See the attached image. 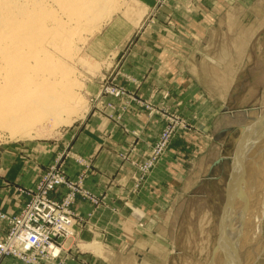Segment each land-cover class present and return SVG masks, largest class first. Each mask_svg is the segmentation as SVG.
I'll list each match as a JSON object with an SVG mask.
<instances>
[{
    "label": "rangeland",
    "instance_id": "1",
    "mask_svg": "<svg viewBox=\"0 0 264 264\" xmlns=\"http://www.w3.org/2000/svg\"><path fill=\"white\" fill-rule=\"evenodd\" d=\"M149 4V0L119 2L110 21L76 49L77 57L66 60L77 75L83 99V104L71 103L76 113L69 124L54 130L47 127L37 137L0 139V175L4 177L0 185L5 183L24 200L21 208H0V241L9 240L15 228L9 223L21 222L24 214L35 217L30 212L34 196L53 171L73 188L58 185L48 198L74 217L70 233L49 235L58 254L35 247L19 251L21 256L0 255V264L6 259L20 264H68L82 251L103 264H264V146H258V136L264 139V0H155L151 8ZM169 9L182 17L178 22L182 25V72L184 83L190 84L183 94H162L158 104L156 92L145 97L127 87L134 81L124 74L123 60L135 23L142 33L158 23L161 12L170 17ZM172 23L170 19L166 25ZM134 112L157 120L160 129L148 143L133 141L122 148L114 179L119 203L112 210L132 216L131 209L160 165L163 172L157 175L165 191L147 188L150 207L136 213L140 222L135 224L133 243L120 240L108 252L97 242L79 246L78 229L95 210L109 206L105 196L97 198L85 188L91 165L70 146L91 116H104L120 125ZM132 135L139 137L137 132ZM69 161L82 168L75 179L68 174ZM34 164L39 166V176L34 187H24L20 176ZM180 178L181 184L174 187ZM71 192L75 196L67 209ZM80 198L93 205L87 217L73 209ZM239 226L245 232L236 252Z\"/></svg>",
    "mask_w": 264,
    "mask_h": 264
},
{
    "label": "crops",
    "instance_id": "2",
    "mask_svg": "<svg viewBox=\"0 0 264 264\" xmlns=\"http://www.w3.org/2000/svg\"><path fill=\"white\" fill-rule=\"evenodd\" d=\"M149 1V8H151L155 0ZM169 11L170 17H168V13L163 14L161 12L158 16V23L149 26L142 33L138 30L139 23H135L130 32L133 39L127 40L129 50H127L123 60L122 70L124 74L134 81L132 84L126 83L127 87L145 97L156 92L155 101L158 104L163 101L162 94H166L168 91L172 96L174 93V96L183 94V89L190 84L188 81L184 83L182 72L183 55L181 48L183 43L179 37L182 25L178 23L182 21V17L178 15L180 12H177L176 9H169ZM170 19L173 23L168 26L166 22ZM195 24L199 29L200 24ZM208 30L210 32V27ZM135 37L137 38L134 39ZM121 58L115 62V67ZM115 67H113V71ZM123 129H127L129 133H125ZM159 129L160 124L157 120L151 121L143 113L137 112L126 116L120 125L97 114L85 122L70 147L76 155L91 165V171L85 180V188L97 198L105 196V203L109 207H100L95 210L93 217L89 219L86 225L78 229L76 242L79 246L97 242L105 247L108 252L118 247L120 240L133 243L137 239L133 234L135 224L140 222L136 213H145L143 209L150 207L148 201L151 190L149 191L147 188L150 186L151 188H158L159 192L165 191L162 187L164 185L163 180L157 175L160 170L163 172L162 165L154 173L151 183L149 182L148 187L135 202L134 210L131 209L133 211L132 216H120L112 210L117 208L119 203L117 199L118 188L114 185V179L119 174L122 148H126L133 141H138L140 144L148 143L155 138ZM134 132L139 134L137 139L132 135ZM67 170L70 177L75 179L81 173L82 168L75 162L69 161ZM39 172L38 164L31 165L27 173L23 174V177L20 176L21 184L27 188L34 187ZM181 181L182 178L179 179V182H175L174 187L179 186ZM0 182H4V177L1 175ZM23 203L22 195L13 193L5 183L0 185V208L12 211L21 208ZM73 209L80 215L87 217L89 213L93 212V205L89 200L80 198L76 201ZM73 249L75 247L71 248V250ZM74 261L68 264H103L100 259L94 258L87 251L78 253V258ZM1 264L20 263L14 259H6Z\"/></svg>",
    "mask_w": 264,
    "mask_h": 264
},
{
    "label": "bare ground",
    "instance_id": "3",
    "mask_svg": "<svg viewBox=\"0 0 264 264\" xmlns=\"http://www.w3.org/2000/svg\"><path fill=\"white\" fill-rule=\"evenodd\" d=\"M121 1L0 0V139L37 137L47 127L70 123L76 113L71 103L83 99L66 60L78 56L76 49L110 21ZM258 146H264L262 136ZM239 228L236 252L245 232Z\"/></svg>",
    "mask_w": 264,
    "mask_h": 264
},
{
    "label": "built area",
    "instance_id": "4",
    "mask_svg": "<svg viewBox=\"0 0 264 264\" xmlns=\"http://www.w3.org/2000/svg\"><path fill=\"white\" fill-rule=\"evenodd\" d=\"M54 172L44 179L43 185L39 188V194L34 196L32 203L34 206L30 209V212L35 216L33 219L31 215L24 214L21 222L17 219L15 223L13 221L9 223L11 219L2 217L15 228L11 230L8 241H0V255L12 253L14 256H18L19 251H27L35 247L52 251L54 255L58 254L53 244L48 241L49 235L51 232L60 231L70 233L74 225V217L70 211L60 210L58 205L48 198V193L54 191L58 185L65 184L73 187L61 175H55ZM74 196L71 192V196L68 197L67 209ZM24 234L26 237L20 240L19 237ZM26 241L29 244H26Z\"/></svg>",
    "mask_w": 264,
    "mask_h": 264
}]
</instances>
